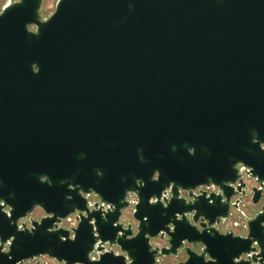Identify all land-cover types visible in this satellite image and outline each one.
<instances>
[{
	"label": "water",
	"instance_id": "obj_1",
	"mask_svg": "<svg viewBox=\"0 0 264 264\" xmlns=\"http://www.w3.org/2000/svg\"><path fill=\"white\" fill-rule=\"evenodd\" d=\"M41 4L0 16V76L43 110L6 114L0 264H264V0Z\"/></svg>",
	"mask_w": 264,
	"mask_h": 264
},
{
	"label": "flooded vegetation",
	"instance_id": "obj_2",
	"mask_svg": "<svg viewBox=\"0 0 264 264\" xmlns=\"http://www.w3.org/2000/svg\"><path fill=\"white\" fill-rule=\"evenodd\" d=\"M20 0H0V16L4 14V9L9 7L13 3L19 2ZM46 0H42L41 7L39 9L40 20L45 21L54 12L45 11ZM29 14V12L27 13ZM15 15V14H12ZM22 18L16 16H10L8 18L5 16L0 19V27L4 31V38L8 48H14L16 43V38L14 32L17 27L22 28ZM27 31L30 33L37 32V24L35 22H27ZM16 33V32H15ZM42 98V86L38 82H34L30 79H22L18 76H0V144L3 143L5 138V133L3 132V126L7 124L6 114L18 113V112H39L43 111L38 108L40 99ZM102 133H105L102 129ZM254 184V182H252ZM94 197H98L95 193L91 194ZM249 197H243L244 204L249 201ZM228 222L224 225V230L226 228H233L234 230L239 227L235 225L239 224L237 213H234ZM243 222V221H240ZM241 229V228H239Z\"/></svg>",
	"mask_w": 264,
	"mask_h": 264
},
{
	"label": "built area",
	"instance_id": "obj_3",
	"mask_svg": "<svg viewBox=\"0 0 264 264\" xmlns=\"http://www.w3.org/2000/svg\"><path fill=\"white\" fill-rule=\"evenodd\" d=\"M170 194V190L168 189L167 190V196ZM86 196L88 197L89 199V205L90 206H93L95 201L98 200V198L92 196L91 194H86ZM130 202V206L129 208H127L125 211H124V217L125 218H128L129 215L132 214L133 210H134V206H135V203L137 202V196L136 194H134L133 192H131L127 198ZM101 204L104 205V208H108L110 205L109 204H105V203H102ZM77 218H76V214H72L70 215L69 217H67L66 219L63 220V226L64 227H67V228H71V227H74L77 225ZM92 257H94L92 255ZM38 263H41V264H63L62 262H59L57 259L53 258V257H50V256H47V255H42V256H39V257H34V258H29L27 260L24 261V264H38Z\"/></svg>",
	"mask_w": 264,
	"mask_h": 264
},
{
	"label": "rangeland",
	"instance_id": "obj_4",
	"mask_svg": "<svg viewBox=\"0 0 264 264\" xmlns=\"http://www.w3.org/2000/svg\"><path fill=\"white\" fill-rule=\"evenodd\" d=\"M57 0H46L44 10L52 11L55 9ZM176 262V258H170L166 261H163L161 264H174Z\"/></svg>",
	"mask_w": 264,
	"mask_h": 264
},
{
	"label": "crops",
	"instance_id": "obj_5",
	"mask_svg": "<svg viewBox=\"0 0 264 264\" xmlns=\"http://www.w3.org/2000/svg\"><path fill=\"white\" fill-rule=\"evenodd\" d=\"M240 230H241V229H239V228H236V229H235L236 232H240Z\"/></svg>",
	"mask_w": 264,
	"mask_h": 264
}]
</instances>
